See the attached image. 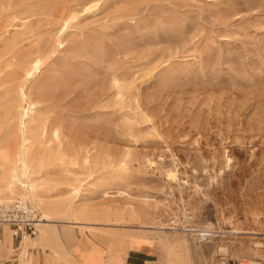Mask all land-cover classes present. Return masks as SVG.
I'll return each instance as SVG.
<instances>
[{"label":"rangeland","instance_id":"1","mask_svg":"<svg viewBox=\"0 0 264 264\" xmlns=\"http://www.w3.org/2000/svg\"><path fill=\"white\" fill-rule=\"evenodd\" d=\"M88 1L0 0V13L29 18L6 84L43 56L33 88L46 85L64 149L100 157L94 176L61 174L113 188L86 191L113 219L91 222L156 239L174 264H264V0H100L58 47L62 16Z\"/></svg>","mask_w":264,"mask_h":264},{"label":"bare ground","instance_id":"2","mask_svg":"<svg viewBox=\"0 0 264 264\" xmlns=\"http://www.w3.org/2000/svg\"><path fill=\"white\" fill-rule=\"evenodd\" d=\"M99 1L90 0L81 9L73 8L64 13L62 28L56 38L58 47L64 46L63 35L81 13ZM28 19L27 15L18 17L0 13V202L11 201L20 195L40 211L37 237L23 238L26 246L42 242L46 227L54 219L113 220L109 217V208H94L86 198L89 187L98 185L103 187V195L111 194L113 188L109 183L93 180L85 186L74 182L76 177L66 179L61 176L64 172H71L69 164L80 163L90 167L89 175L94 176L93 165L99 162L100 157L89 146L82 148V154L78 148L71 152L64 149L65 134L60 125L52 123V109L43 93L46 85L33 88V81L40 75L45 58H32L24 68L22 78L6 84L16 77L10 71L4 74L1 66L7 55L17 52L20 38L12 36L17 30L15 26L19 23L26 26ZM116 192L126 194L119 188ZM3 225L6 237L12 240L9 224ZM251 262L254 263L253 260Z\"/></svg>","mask_w":264,"mask_h":264},{"label":"crops","instance_id":"3","mask_svg":"<svg viewBox=\"0 0 264 264\" xmlns=\"http://www.w3.org/2000/svg\"><path fill=\"white\" fill-rule=\"evenodd\" d=\"M46 228L42 242L26 246L14 235L12 241L6 240L0 225V264H174L167 262L171 257L164 255L156 239L118 234L108 224L62 218L54 219ZM37 233L29 237H37ZM13 239L16 242L11 252Z\"/></svg>","mask_w":264,"mask_h":264},{"label":"built area","instance_id":"4","mask_svg":"<svg viewBox=\"0 0 264 264\" xmlns=\"http://www.w3.org/2000/svg\"><path fill=\"white\" fill-rule=\"evenodd\" d=\"M39 220L37 208L23 196L18 195L11 201L0 202V225L9 224L13 235L20 240L38 232Z\"/></svg>","mask_w":264,"mask_h":264}]
</instances>
